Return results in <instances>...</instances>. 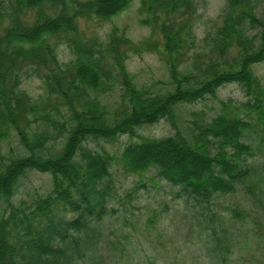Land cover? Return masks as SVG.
<instances>
[{
  "label": "trees",
  "instance_id": "1",
  "mask_svg": "<svg viewBox=\"0 0 264 264\" xmlns=\"http://www.w3.org/2000/svg\"><path fill=\"white\" fill-rule=\"evenodd\" d=\"M139 1L146 14L142 21L161 32L155 45L170 84L162 91L133 80L125 65L126 35L112 28L105 40L83 39L78 32L80 17L107 19L131 0H0V139L13 127L24 148L0 162V201L5 204L0 264H73L78 239H85L76 233L84 231L89 240L91 221L108 213L113 160L127 171L154 168L197 209L209 210L216 193L233 191L239 183L257 198L259 169L248 159L253 148L243 136L252 118L264 128V86L252 68L264 60V0H227L210 36L215 57L192 67L181 64L192 42L194 0ZM30 10L35 11L31 20L25 16ZM57 36H64L75 54L65 63L56 53ZM30 67L43 80V99L19 88ZM233 81L243 88L245 101L221 99L214 114L193 111L191 122L180 128L177 104L214 96L221 84ZM115 86L120 93L112 108L99 90ZM162 117L173 133H138L139 126ZM122 133L138 139L117 157L87 145L89 139L112 140ZM30 169L48 172L51 188L31 203L15 204L11 197L18 179Z\"/></svg>",
  "mask_w": 264,
  "mask_h": 264
},
{
  "label": "rangeland",
  "instance_id": "2",
  "mask_svg": "<svg viewBox=\"0 0 264 264\" xmlns=\"http://www.w3.org/2000/svg\"><path fill=\"white\" fill-rule=\"evenodd\" d=\"M226 1L194 0L196 9L190 16L192 42L186 46L182 67H192L196 61L203 64L215 57L210 49V36L221 21ZM262 8L260 5L259 14ZM145 15L140 1L131 0L125 9L107 19L80 17L78 32L83 39L98 36L105 40L112 28L126 35L129 42L124 44L125 65L133 80L151 91H162L170 85L167 67L157 49L162 36L156 27L142 21ZM25 16L31 20L35 11H27ZM4 23H9L7 17ZM55 38L59 61L65 63L72 59L75 54L64 36ZM252 68L264 86V60L255 62ZM19 88L34 99L45 97L43 80L31 67L21 77ZM119 93L118 86L99 90L112 108ZM229 98L233 103L247 99L238 82L221 84L214 96L177 104L180 128L184 129L191 122L193 111L208 117L217 111L221 99ZM60 106L66 112V107ZM251 122L243 139L252 144L253 154L248 159L259 169L261 180L257 184L250 180L257 198L239 183L233 191L216 193L208 205L209 210L197 209L192 199L181 194L178 186L159 177L154 168L127 171L113 160L110 165L113 191L107 204L108 213L91 221L87 231L93 235L89 240L84 231L76 233L86 240L78 239L73 264H264V128L255 118ZM174 130L165 117L137 128L143 136H162ZM137 139V136L122 133L112 140L89 139L87 145L117 157L128 142ZM23 152L15 129L10 127L0 139V162ZM50 188L48 172L30 169L19 177L11 201L31 203ZM128 191H132V195H126ZM4 205L0 201V215Z\"/></svg>",
  "mask_w": 264,
  "mask_h": 264
}]
</instances>
